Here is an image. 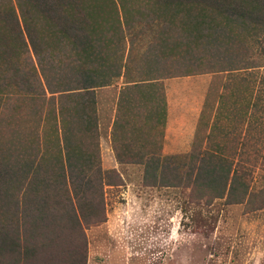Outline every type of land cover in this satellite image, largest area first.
I'll use <instances>...</instances> for the list:
<instances>
[{
	"label": "trees",
	"instance_id": "16d2710c",
	"mask_svg": "<svg viewBox=\"0 0 264 264\" xmlns=\"http://www.w3.org/2000/svg\"><path fill=\"white\" fill-rule=\"evenodd\" d=\"M152 23L160 25L141 55L152 58L142 82L165 63L167 77L230 75L222 87L235 95L241 73L264 68V0H0V123L27 103L35 124L25 136L0 129V264H85L84 230L105 222L104 187L120 180L100 167L94 90L118 78L125 35ZM259 91L253 126L263 146ZM216 128L212 118L210 137ZM217 148L191 150L187 163L150 156L143 178L187 188L207 206L261 209L264 187L251 192L252 170ZM254 156L262 169L264 150Z\"/></svg>",
	"mask_w": 264,
	"mask_h": 264
},
{
	"label": "rangeland",
	"instance_id": "374dc122",
	"mask_svg": "<svg viewBox=\"0 0 264 264\" xmlns=\"http://www.w3.org/2000/svg\"><path fill=\"white\" fill-rule=\"evenodd\" d=\"M159 25H141L142 29L134 28L123 40L122 58L126 65L138 71L140 80L146 77L147 74L142 73H147L152 59L150 53L145 58L141 55L154 40ZM257 63L264 64V56H259ZM155 68L160 69L156 76L165 77L171 73L165 63ZM192 73L187 76L205 77L206 95H213V98L220 93L226 95L222 85L227 82L229 85L230 75ZM241 75V80L236 79L239 83L235 103L245 105L249 91L255 97L259 88L257 96L264 110V68L245 71ZM15 108L5 111L0 129L5 132L15 130L25 136L29 128L35 126L30 122L32 106L20 103ZM212 112L205 107V122L202 118L199 123L197 121L188 153L202 151L215 143L219 157L232 158L243 168L252 170L251 192L261 189L264 187V163L262 169L255 170L253 162L254 150L260 152L262 149L263 152L264 142L263 146L256 144L255 139L252 143L251 134L246 131L247 123L240 121L232 125L238 131L213 133L210 137ZM188 153L175 155L176 159L171 162L187 163L185 156ZM153 155L160 156L159 151L156 149ZM184 169L178 171L180 177ZM103 170H114L120 180L116 187H104L105 222L84 230L85 264H264V206L251 210L244 205H224L222 200L204 205L202 197L187 188L151 186L143 178L142 164H119L117 170Z\"/></svg>",
	"mask_w": 264,
	"mask_h": 264
},
{
	"label": "crops",
	"instance_id": "0c3cea01",
	"mask_svg": "<svg viewBox=\"0 0 264 264\" xmlns=\"http://www.w3.org/2000/svg\"><path fill=\"white\" fill-rule=\"evenodd\" d=\"M138 75L123 60L118 78L94 90L103 169L141 165L156 149L160 157L188 153L204 106L213 111L215 133L236 132L233 123L246 122L253 143L254 95L245 96V105H241L235 103L238 95H206L207 82L202 75L154 76L145 82Z\"/></svg>",
	"mask_w": 264,
	"mask_h": 264
}]
</instances>
